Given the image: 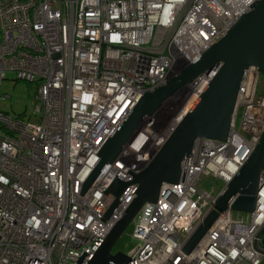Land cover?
I'll return each mask as SVG.
<instances>
[{"label":"built area","instance_id":"built-area-1","mask_svg":"<svg viewBox=\"0 0 264 264\" xmlns=\"http://www.w3.org/2000/svg\"><path fill=\"white\" fill-rule=\"evenodd\" d=\"M256 2L0 0V104L8 72L37 87L29 122L0 110V264H77L85 252L84 264L92 260L138 187L128 186L106 223L101 219L116 196L104 192L117 176L133 181L127 173L137 175L153 159L138 149L144 140L138 135L82 196L101 148L143 93L168 82L175 57L181 58L180 68L200 58ZM156 31V49L165 47L164 53L141 51L155 47ZM192 45L197 52L184 56ZM260 81L259 71L246 72L229 139L197 142L184 183L186 160L179 183L165 184L157 204L141 209L134 232L138 247L129 264H264L256 249L264 226V185L254 213L229 209L192 252H184L264 135ZM208 83H193L192 98ZM208 179L222 186L206 188Z\"/></svg>","mask_w":264,"mask_h":264},{"label":"water","instance_id":"water-1","mask_svg":"<svg viewBox=\"0 0 264 264\" xmlns=\"http://www.w3.org/2000/svg\"><path fill=\"white\" fill-rule=\"evenodd\" d=\"M190 4L191 2L186 9H189ZM251 8L252 10L243 15L225 37L203 52L200 58L181 68L179 73L171 74L165 85L153 92H146L134 109L126 115L117 132L101 148L98 154L100 161L83 184L82 196L102 171L118 160L124 147L135 140L147 118L157 112L166 101L189 89L193 83L215 73L204 93L194 100L181 122L177 123L170 139L148 167L137 175L129 171L127 174L133 176V181L124 182L117 176L104 192L106 195L112 193L116 196L114 204L101 219L106 223L120 205L119 198L126 192L128 186L132 184L139 186L136 199L127 207L123 217L116 222L92 260L86 264H129L131 257L120 251L113 254V250L129 225L139 216L143 206L147 203L157 204L163 183L178 184L182 176L183 159L187 156L182 180L184 183L188 158L193 153L196 142L202 139L226 142L229 139L237 97L246 72L253 69L264 76V0H258ZM175 29L172 30L170 37ZM164 49L165 47L155 50L145 48L141 51L160 54ZM194 94L192 90L188 100H191ZM240 170L220 195L215 203V210L188 241L184 249L186 254L199 245V241L222 213L229 209L239 213L255 212L258 192L264 185L261 181L264 174V135ZM263 235L264 227L257 234L256 243V249L264 254V238L262 241L259 240ZM86 255L85 252L77 264H84Z\"/></svg>","mask_w":264,"mask_h":264},{"label":"rangeland","instance_id":"rangeland-1","mask_svg":"<svg viewBox=\"0 0 264 264\" xmlns=\"http://www.w3.org/2000/svg\"><path fill=\"white\" fill-rule=\"evenodd\" d=\"M181 65L175 66L172 75L179 73ZM8 79L4 80L2 84V95L6 97L5 100L1 101L0 110L9 115L10 117L17 118V116L22 117L25 121L32 119L34 114V103L36 102V91L37 87L30 83L18 80L17 76L14 73L8 72ZM260 94H264V86H260ZM185 89L175 98H171L166 101L162 108L154 114L156 122L154 127H160L163 122L168 130L172 127V121L177 117L175 114L183 108V105H187L185 108H190L194 101L193 98L188 100L191 96V89ZM259 94V95H260ZM154 118V117H153ZM152 120V119H151ZM151 120H147V123H150ZM163 129V128H162ZM167 132V131H166ZM196 145V144H195ZM203 184L206 188L216 186L218 189L222 186V183L218 182L215 179H208L203 181ZM223 188V187H222ZM237 214V212H236ZM139 216L131 223L128 229L123 233L122 237L117 241L113 254L117 252H123L125 255L134 251L138 247V242L134 238V232L136 230L137 224L139 223ZM264 227V226H263ZM262 227V228H263ZM264 238V235L261 237V240Z\"/></svg>","mask_w":264,"mask_h":264},{"label":"bare ground","instance_id":"bare-ground-1","mask_svg":"<svg viewBox=\"0 0 264 264\" xmlns=\"http://www.w3.org/2000/svg\"><path fill=\"white\" fill-rule=\"evenodd\" d=\"M146 21L147 22H149V23H151V22H153L154 23V21H152V20H150V18L149 17H147L146 18ZM160 33L158 32V31H156L155 32V39H154V45H155V47L153 48V50H155L156 49V47L158 46L157 45V43L158 42H160V38H158V35H159ZM143 37H145V38H147V35H143ZM149 40H150V38H149ZM152 42V43H153ZM151 43V44H152ZM153 45V44H152ZM151 48V47H150ZM191 48H192V50L190 51V53L189 54H187V52L185 51L184 53V56H187L188 55V57H190L191 58V56L194 54V53H196L197 52V49L195 48V45H192L191 46ZM166 49V48H165ZM165 49H164V51H165ZM164 53V52H163ZM150 54H152V52H150ZM175 60H176V66H178L179 65V62L181 61V58L179 57V58H177L176 59V57L172 60V63L174 64L175 63ZM259 75L261 76V81H260V86H264V76H262L260 73H259ZM210 80V78L208 77V78H202V79H200L199 81L200 82H203V83H208V81ZM211 81V80H210ZM210 83V82H209ZM208 83V84H209ZM163 86V85H162ZM158 87H160V86H158ZM157 87V88H158ZM156 88V89H157ZM244 88H245V86H244ZM197 90H198V87L196 88ZM155 90V89H154ZM154 90H152V91H146V92H153ZM200 90V89H199ZM201 91V90H200ZM199 91V92H200ZM145 92V93H146ZM137 93H138V96L141 94V93H139V91L137 90ZM204 93V92H203ZM203 93H201V95L203 94ZM145 94L143 93L142 94V96L140 97V99L144 96ZM200 95V96H201ZM244 97V96H243ZM246 98V97H245ZM140 99L138 100V102L140 101ZM247 99V98H246ZM137 102V103H138ZM137 103L135 104V106L137 105ZM164 105V104H163ZM243 105H246V100H244L243 101ZM134 106V107H135ZM187 105H183L182 107L183 108H181V110L180 111H178L175 115L176 116H178V115H181V113H184L186 110V107ZM163 107V106H162ZM162 107H160V108H162ZM159 108V109H160ZM158 109V110H159ZM133 110V109H132ZM158 112V111H157ZM156 113V112H155ZM154 113V114H155ZM154 114L150 117V118H147V120H151L150 121V123H147V120L142 124V126L140 127V131H139V135H140V137H143L144 138V140H143V142L141 143V145L138 147V149L140 150V151H142V152H144V153H146V154H148V155H150V156H153V159L160 153V151H161V148L167 143V141L170 139L169 137L170 136H165L166 135V131L168 130L167 128H159V127H154V123L156 122L155 120H156V118H155V116H154ZM124 117H126V116H124ZM154 117V118H153ZM178 121H176V123H177ZM123 122H121L120 124H119V126L122 124ZM166 125V124H165ZM170 135L174 132L173 130H172V128H170ZM117 132V131H116ZM115 132V133H116ZM114 133V134H115ZM199 141H203V139L202 140H199ZM198 141V142H199ZM197 143V142H196ZM195 143V144H196ZM128 145V144H127ZM126 145V146H127ZM153 146L152 147V151H149L148 150V146ZM122 154H123V150H122V153H121V155H120V157L122 156ZM140 156H143L142 154H140ZM139 156V157H140ZM145 156V155H144ZM186 158H187V156H186ZM186 158L184 157V159H183V162L186 160ZM152 159V160H153ZM152 160H150V161H148V162H146L145 163V166H147L148 167V165L150 164V162L152 161ZM134 164V163H133ZM144 167V166H143ZM146 167V168H147ZM145 168V169H146ZM144 169V170H145ZM143 170V171H144ZM142 172V171H141ZM140 172V173H141ZM181 173H182V169H181ZM139 174V173H138ZM183 174V173H182ZM182 178V177H181ZM126 182H129V181H126ZM179 183V182H178ZM165 184H167V183H163L162 185H163V187L161 188V191H162V189L165 187ZM136 184H132V185H129V186H131V187H134ZM137 187H139L138 185H136ZM138 190V189H137ZM136 190V191H137ZM160 195H161V193H160ZM136 197H137V194H136ZM135 197V198H136ZM120 200V199H119ZM150 204H153V203H147V204H145V205H150ZM144 205V206H145ZM129 206V205H128ZM143 206V207H144ZM111 232V231H110Z\"/></svg>","mask_w":264,"mask_h":264},{"label":"clouds","instance_id":"clouds-1","mask_svg":"<svg viewBox=\"0 0 264 264\" xmlns=\"http://www.w3.org/2000/svg\"><path fill=\"white\" fill-rule=\"evenodd\" d=\"M221 40V39H220ZM208 86V85H207ZM205 91V90H204ZM195 99H193V101H194ZM235 115V114H234ZM234 118V117H233ZM233 121V120H232ZM195 146V145H194ZM194 149V148H193Z\"/></svg>","mask_w":264,"mask_h":264}]
</instances>
